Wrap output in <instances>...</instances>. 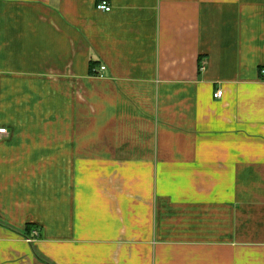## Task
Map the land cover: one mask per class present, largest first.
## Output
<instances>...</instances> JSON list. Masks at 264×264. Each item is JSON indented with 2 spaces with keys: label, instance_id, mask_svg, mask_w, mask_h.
<instances>
[{
  "label": "crops",
  "instance_id": "obj_1",
  "mask_svg": "<svg viewBox=\"0 0 264 264\" xmlns=\"http://www.w3.org/2000/svg\"><path fill=\"white\" fill-rule=\"evenodd\" d=\"M100 1L0 0V264H264V0Z\"/></svg>",
  "mask_w": 264,
  "mask_h": 264
},
{
  "label": "built area",
  "instance_id": "obj_2",
  "mask_svg": "<svg viewBox=\"0 0 264 264\" xmlns=\"http://www.w3.org/2000/svg\"><path fill=\"white\" fill-rule=\"evenodd\" d=\"M113 9L112 5L110 4V2L108 0H101L98 4H97V10L99 11H102V12H106V13H109L111 12ZM106 68L105 67H101V71L105 70ZM263 74H264V71H263ZM214 97L216 99H221L223 97V91H218ZM7 133V130L6 129H0V134H6ZM33 237L36 238V237H39L38 235V232H34L33 233ZM34 238H31V239H27V242L28 243H32L34 241Z\"/></svg>",
  "mask_w": 264,
  "mask_h": 264
},
{
  "label": "bare ground",
  "instance_id": "obj_3",
  "mask_svg": "<svg viewBox=\"0 0 264 264\" xmlns=\"http://www.w3.org/2000/svg\"><path fill=\"white\" fill-rule=\"evenodd\" d=\"M36 231H37V230H36ZM36 231H34V232H36ZM37 232H38V231H37ZM38 235H39V232H38ZM31 238H34V237H31ZM31 238H30V239H31ZM36 238H37V237H36ZM27 239H28V238H27ZM34 239H35V238H34ZM26 241H27V240H26Z\"/></svg>",
  "mask_w": 264,
  "mask_h": 264
}]
</instances>
